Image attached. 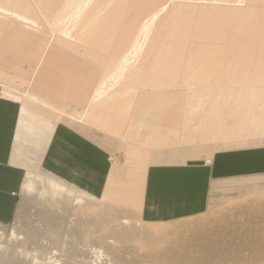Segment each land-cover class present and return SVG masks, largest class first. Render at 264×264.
Segmentation results:
<instances>
[{"label":"rangeland","instance_id":"374dc122","mask_svg":"<svg viewBox=\"0 0 264 264\" xmlns=\"http://www.w3.org/2000/svg\"><path fill=\"white\" fill-rule=\"evenodd\" d=\"M21 1L23 7L32 9V13L28 15L33 17L35 24L23 22L15 18L13 14H5V11H0V50L1 53H6L8 62V65L5 66L0 64L2 94L5 88H9L16 93L20 91L24 95L27 91L35 90L39 81L38 92L47 99L55 100L59 105V108L56 106L53 108L55 111L33 105L30 107L32 115L30 120L33 121L36 115L39 116L40 122H51L57 117H60L59 121L69 120L74 126L82 129L107 147L112 153V163H118L119 166L125 164L124 166L127 167L135 162L129 156L134 139L124 135V132L134 122L131 113L134 112L135 105L141 99L149 100L146 98L150 97L151 99L159 94L171 93L187 107L191 100L196 98L194 96L196 93L193 92L202 91L210 86L209 92L213 93L210 95V100L206 101V105L203 107L204 111L194 112L191 105L189 111L192 107L191 113H194L189 119L190 122H186V115L179 123V131L176 129L172 131L171 125L174 124L168 123L164 117L157 120L158 127L152 128V131H156L160 138H157L159 141L157 140L155 143L162 140L167 142L149 147L151 152L145 160L148 165L162 161H189L198 159L200 156H210L221 148L254 146L264 140V125L257 128L258 130L253 128L240 130L238 134L236 127H233L230 128V131L236 134L228 133L229 136L226 135V121H222L224 115H220V111L223 112L224 109L222 110V103L219 102L225 92L220 89L210 90L213 85L219 84L225 86L226 83H229L233 87V82H235L243 85V82L246 81L241 73L244 66L255 67L253 77H250V72L245 71V74L248 73L250 79L262 82L258 79L262 76L256 75V65H264L262 36L257 35L253 41L247 43L252 50L247 56L251 58L245 60L246 58L237 57V53H233L234 56L226 54V44L222 41L203 42L200 32L194 31L195 26L203 17H206L211 23L213 22L212 26L215 30L224 27L225 22L216 21L214 8H224L230 5L241 9L250 6L264 7V1L262 4L261 0H163V5L158 11L152 13L150 17L148 14L147 19L149 20H147L143 32L139 33L141 36L138 38L141 41L136 42L134 39L137 38L140 29L138 25L144 20L142 17L147 14L151 0H125V5L122 4L123 0H110L112 5L99 4L98 0H86L90 1V4L81 8L80 12L76 11V14L79 12L80 21L90 27L93 22L90 20V11L93 10L99 11L98 15H101L102 21H105L104 23L101 21L102 26L97 23L92 26V29L98 28L100 33L99 36H94V39L86 38L76 30H73L71 37L64 36L63 22H55L52 13L40 8L38 0ZM50 1L52 2V0ZM12 2L0 0L1 5ZM62 2V0H56L58 5H61ZM117 3L122 4L124 9ZM142 6L146 8L144 14L140 12ZM121 7L123 10L117 13ZM206 7L208 10L205 12ZM117 14H120V17ZM117 16L119 19L123 18L118 20L119 24L116 22L118 25L113 22L117 21L115 18ZM260 16L263 20L264 12ZM63 21L65 24L72 22L68 16H63ZM11 24H16L20 28L13 29ZM232 27L231 24L226 25L229 30ZM79 28H83V25L81 24ZM119 35L127 37V39L123 38L120 41L121 36ZM116 37L119 39L116 40ZM225 42H228V39ZM117 43H121V45L116 48L115 44ZM206 44L210 45L211 49L219 50L220 55L206 59L209 55ZM179 51L185 54V58L181 63H178L180 68L175 72H162L167 76L161 72L160 75L156 69L158 65L169 66L165 61H162V57L168 58ZM46 52L49 54L41 63ZM94 52H102L105 57L101 58L99 62L91 57ZM52 54L60 57L69 55L72 59L49 57ZM75 57L78 59H73ZM190 58L192 63L186 61ZM109 63H112L113 66ZM38 65H40L39 71L32 80ZM232 68L236 69L237 74L233 73L234 76H237L234 78L235 80L226 76V73H229ZM205 69H209V73L205 74L203 72ZM110 70L117 71L114 81L105 78L104 71ZM99 81L100 83H98ZM156 82L159 83L156 84ZM262 83L256 85L260 89H255L260 92L264 91V82ZM110 88L115 89L111 90L115 92L114 94L118 93L119 98L117 99L129 104V117L123 118V115V117L119 115V109L122 107L119 103L121 107L116 110L114 109L119 105L115 103L116 106H114V102L113 104L110 102V105L96 106L93 109L91 97L92 100L101 98L104 96V93L101 92L107 89L106 93H109ZM230 91L236 96L235 101L238 102L240 93ZM240 97L241 103L242 100L247 102V97L244 94ZM258 100L259 96L255 98V101ZM40 102L42 106V101ZM212 105L216 106V112ZM50 107L52 108V105ZM102 107L114 110L113 117L118 115L115 117L118 122V124L116 122L118 126L116 131L109 130V132L90 122L85 121V123L68 116V114L81 112H87L91 117L96 113L100 115L99 110L101 111ZM208 108H211L210 111ZM251 112L253 114V111ZM258 113L262 115L261 112ZM205 115L210 119H208L209 123L208 120H203L206 118ZM208 115L214 116L209 117ZM231 119L232 121H250V117L241 114H236ZM211 120H215V122L212 123ZM36 122H38L37 119ZM199 123L200 127H204V129L207 124H211V126L209 125L211 129L206 126L208 130L210 129V134L207 132L208 130L204 132L202 128V131L192 130L193 132L189 129L192 124ZM204 123L206 124L203 125ZM185 131L189 134H187L188 136L185 135ZM197 131L200 132L197 133ZM202 133L203 135H201ZM146 147L143 145L140 148ZM28 148L29 163H34L36 155L33 145H28ZM188 153L191 156L186 157ZM167 155L174 157L165 160ZM129 161L130 163H128ZM41 174H36L40 179L37 188L28 192L21 189L14 220L10 223H0V245H7L6 241L10 242L11 244L7 246L11 251L19 249L27 254L37 251L42 255L49 251H57L54 254L55 257L61 259L60 263L65 261L66 264H78V262L72 263L77 259L87 260L89 264H106L110 259L123 264H264V176L226 179L221 183V187H213L209 193L207 205L203 209L197 213H190V215L164 214L159 216L166 220L163 222H148L146 218H155L156 216L147 215L148 212L143 203L138 204L135 197L123 200L107 199L109 209L114 212L112 220L109 221L110 228L124 229L125 231L132 229L140 231L148 228L155 233L152 237L132 234L129 238L122 235H117L115 238L110 235L106 227L101 224V227H98L95 222L100 218L104 220L106 217L98 206L103 203L101 200L103 196L96 202L91 197L94 195L68 184L70 188L81 193L84 197L82 199L85 202L75 205L65 195L59 197L42 190L43 181L49 183L47 178L60 181L44 171ZM74 191L71 192L76 196L77 193ZM159 217L157 216V218ZM124 218L128 221L124 222ZM13 232L22 238L20 237V240L15 242V238L12 237ZM40 253L39 255H41ZM102 254L109 255V257L106 258ZM48 255L50 254L48 253Z\"/></svg>","mask_w":264,"mask_h":264},{"label":"crops","instance_id":"0c3cea01","mask_svg":"<svg viewBox=\"0 0 264 264\" xmlns=\"http://www.w3.org/2000/svg\"><path fill=\"white\" fill-rule=\"evenodd\" d=\"M45 54L41 63L49 53ZM53 56L52 54L49 57ZM1 57L3 59H0V64L8 65L6 53H1L0 50ZM54 57L72 59L69 55ZM40 65L36 68L32 80ZM38 87L39 81L36 89ZM36 89L23 95L22 92L16 93L9 88H5L2 94L0 88V223L3 224L14 220L20 191L28 174L42 175L43 171L49 173L60 182L47 179L71 191L74 190L68 184L94 195L91 197L97 202L104 194L113 164L111 151L69 120L59 121L60 117H57L51 122H40L37 115L33 121L30 120V107L33 105L53 111L55 106L59 108L55 100L47 99ZM92 101L94 99L91 97ZM134 112L131 113L132 117ZM154 113L152 108L143 107L137 111L134 122L124 132V135L134 139L133 145H146L149 152L150 146L165 144L167 141L155 143L157 138H160L157 132L151 135L141 133L140 128L134 124L152 121ZM165 113V110L156 112L155 120L160 117L167 120ZM176 117L177 115H174L170 120ZM183 119L184 115L179 117L177 122H172L175 125H171V129L179 131V123ZM154 127L156 129L158 124ZM28 145H33L36 155L34 163H29ZM168 156L170 155H167L165 160L174 157ZM188 156L191 155L188 153L186 157ZM40 169L43 171H39ZM146 172L142 203L148 212L147 215L156 216L146 218L148 222L166 221L159 217L164 214L190 215L203 209L213 187H221V183L226 179L264 176V140L254 146L221 148L210 156H200L189 161H162L151 165L147 162ZM76 193L84 199L81 193Z\"/></svg>","mask_w":264,"mask_h":264},{"label":"bare ground","instance_id":"6f19581e","mask_svg":"<svg viewBox=\"0 0 264 264\" xmlns=\"http://www.w3.org/2000/svg\"><path fill=\"white\" fill-rule=\"evenodd\" d=\"M10 1H13V2L11 4H6V5L0 4V11L1 10L5 11L4 12L5 14L6 13L13 14L15 16V18H17L18 20H21L23 22L35 24L33 22V20H34L33 17L28 15V14L32 13V9L30 10L29 7H23L22 6L23 2L21 0H10ZM62 1H63L62 4L58 5L56 3V0H52V2L50 0H46L45 2L43 0H38V5L40 6V8L42 10H45L46 12L52 13L53 14V20L55 22H58V23L63 22L62 26H64V28H63L64 29V31H63L64 36H67V37L70 36L71 37V35H72L71 33L73 32V30H76L78 33L80 32V34L86 38H93L94 39V36H99L100 33H99L98 28L92 29V26L95 23L100 25L102 22L103 23L105 22V21H102L101 15L100 16L98 15L99 11H97V12H95L94 10L90 11V20L93 21L92 25L90 27H88V26H86V24L82 23L80 21V17L78 16L79 12L81 11V8H83L85 5H89L90 1H86V0H62ZM261 1L263 4L264 0H261ZM98 3L99 4L112 5V3H110V0H98ZM120 3H117V4L120 6H123L122 4L125 5L126 1L123 0L122 4H120ZM162 5H163V0H151L150 1L147 14L142 17V19H144V20L138 25V26H140V29L138 30L137 38L134 39L135 42L141 41L140 38H138L141 36L139 33L143 32V29L146 26L147 20H149V19H147L148 14L150 17V15L152 13H155L156 11H158L159 8L162 7ZM75 8H77V9H75ZM113 8L116 9L117 7H113ZM123 9H124V6H123ZM123 9L121 7L120 10H117L118 11L117 13H119ZM145 9H146L145 7H143V6L141 7V9H140L141 14H144ZM53 10L55 11L54 13H53ZM73 10H74V16H73ZM77 10H79V12L76 14ZM207 10H208V7H206L204 9L205 12ZM213 10H214L215 15H216V21L225 22V25L223 28L220 27L219 30H215L214 27L212 26L213 22L211 23L210 21H208L206 19V17H203V19L198 23L199 26L197 24L195 26V29H194V31L200 32L201 38H202L201 40H203V42H206V41L216 42L215 40L222 41L224 44H226V54H229L231 56L233 53H237V55H236L237 57L246 58L245 60L251 58V57H247L248 53H250L252 50V48L249 47L247 45V43L253 41L257 35L262 36V39L264 40V19L262 20V18L260 16L262 14V12H264V7L263 6L262 7L261 6H250L246 9H241V8H237L236 6L230 5V6L224 7V8H222V7L221 8H214ZM122 12H124V11H122ZM111 14H112V12H111ZM111 14H109V15H111ZM117 15L119 16L120 14H117ZM123 15H124V13H123ZM125 15H126V13H125ZM63 16H68L69 19L72 20V22H70L69 24H65L63 21ZM72 16H73V18H72ZM112 16H113V14H112ZM117 17H115L117 19V21L115 20L113 22L118 23V20L123 19L122 17L119 19L120 16L118 18ZM109 19H110V17H109ZM109 23H110V21H109ZM81 24L83 25V28H79V26ZM107 24H108V22H107ZM135 24L137 25V21L135 22ZM228 24H231L233 26L231 30L226 28V25H228ZM11 25L13 26V29L20 28V26L17 27L16 24H14V25L11 24ZM101 26H102V24H101ZM259 28H260V30H259ZM111 31L113 32V30H111ZM112 32L110 33V35L112 34ZM120 32L121 31H119V33ZM108 33H106V34L108 35ZM106 34H104V35H106ZM113 35H114V33H113ZM126 35L127 34L125 33V36ZM119 36H121V35H119ZM99 38H101V37H99ZM119 38H117L116 40H118ZM123 38H125V37L121 36V38L119 40L121 41V39H123ZM114 39H112V40H114ZM125 39H127V37ZM226 39H228V42H225ZM91 41L93 42L94 40H91ZM100 41H102V40H100ZM124 43H125V41H124ZM120 45H121V43H117V44H115V47L116 46L120 47ZM206 45H208V44H206ZM107 46H108V44H107ZM209 48H210V45L207 46V53H209V55L206 59H208L210 57H214L216 55H220L219 50L211 49V48L209 49ZM90 52H92V51L90 50ZM232 56H234V55H232ZM91 57H94L97 61L100 62L101 58L103 59L105 57V55H103L102 52L101 53L100 52H94V54L92 53ZM184 58H185V54L182 51L176 52V54L171 55L168 58L162 57V61H165V63L168 64L169 66L162 67L161 65H158V68H156V69H158L159 73L160 72L161 73L162 72H168V71H174L175 72L178 68H180V64H178V63H181L182 59H184ZM186 61L188 63H192L191 58L187 59ZM101 64H104V63L101 62ZM109 64L112 65V63H109ZM256 66H257L256 75H261L262 78H258V79L260 81L264 82V65H259V66L256 65ZM109 67H108V69H110ZM115 67H116V65H115ZM254 68L255 67L251 68V67H245V66L242 68V71H241L242 77H243V79H246V81L243 82L244 83L243 85H239V84H236L235 82H233V87L229 83H226L225 86H223L222 84H219L217 86L213 85L211 87L212 89H210V90L220 89V90L225 92L224 93L225 95H223V97H221L220 100L219 99H217V100H219V102L222 103V105H221L222 110L224 109L223 112L220 111V115L223 114L224 116L222 118V121L223 120L226 121V123H225L226 124V135H228V133L236 134L235 132L230 131V128H233V127H236V129L238 130V132H237V134H238L240 132V130H243V129L244 130H250L252 128L257 129V128L264 125V112H262V111H264V91L260 92L259 90L255 89V88L260 89L256 85L257 84H263V83L259 82L258 80L250 79L248 77V73L245 74V71L250 72L251 73L250 77H253L255 75L254 74ZM203 72L205 74L209 73V69H205V70H203ZM104 73H105V78L107 80L114 81L117 71L110 70L107 72L104 71ZM161 73H160V75H161ZM233 73L237 74L236 69L232 68L229 73H226V76L227 77L229 76L230 79L231 78L232 79L237 78V76H234ZM162 74L164 75L165 73H162ZM165 76H167V75L165 74ZM101 79H103V78H101ZM160 80H165V79H160ZM195 81L197 82V80H195ZM115 82L117 83L118 81L116 80ZM157 83H159V82H156V84ZM160 85H161V83H160ZM118 86H120V85H118ZM208 88L204 89L202 91L193 92V93H196V95L193 94L194 96H196V98L191 100V103L187 107H186V105L182 104L181 100H179L177 96L172 95L171 93H166V94H161V95L159 94L157 97L155 96L151 99H150V97L146 98L149 100L141 99L138 102V104L135 105V107H134L136 110L134 112L133 119L136 118L137 111L141 110L143 107H150L155 111V113L159 112V111L162 112L163 110H165L166 113L164 115L167 116V120L169 123L171 121L170 120L171 116H174V115H177V117H176V119H173L171 121V123L177 122L178 121L177 119L179 117H182L183 115H184V117L187 115L186 122H190L189 119L191 118V115L194 112H198L199 110H203V107L206 105V101L210 100V95L213 92L212 93L209 92ZM106 90L107 89H104L101 92V93H104L103 97L96 98V99H94V101H92L93 109L96 106H100V105L101 106H105L106 104L110 105V102L112 104L114 102V106H116L115 103H117V104L119 103L122 107L118 104L119 106L117 108H115L114 110L121 107L119 109V113H120L119 115L121 117L124 116L123 118L129 117L128 116L129 110H130L129 104L127 105L124 102L120 101V99H117V98H119L117 96L118 93L114 94L115 92L111 91V90H115V89L110 88L109 93H106ZM230 90H232L233 92L240 93V96L244 94V96L247 97V102H244L242 100V103H241V97L238 95L237 96L240 99H238V102H236L235 101L236 96L234 94H232ZM124 95H126V93ZM257 96H259V100L255 101V98ZM101 101H103V102H101ZM127 101H129V100L127 99ZM213 104H215V102H213ZM216 104H217V101H216ZM191 105L194 108L193 113H191L192 107H191V110L189 111ZM212 107H214V111H215L216 106L212 105ZM211 108H208L209 111ZM113 111H112V109H110V108L106 109V107H105V108L101 109V111L99 110L100 115H98L96 113V115L93 114L92 117L90 115L88 116L87 112L86 113L81 112V113H77V114H68V116L71 118L73 117L74 119H77V120L79 119L80 121H84V122L86 121L87 123L90 122L94 125H97V126H100L101 128L106 129V131L110 130L112 132L113 130L116 131V129L118 127L117 126V124H118L117 119H115V117L116 116L118 117V115L113 117L112 116ZM251 111H253V114ZM97 112H98V110H97ZM258 112H261L262 115H260ZM155 113L152 116V121H145V122H142L140 124L135 123L134 126L139 127L141 133H150V135L152 133L155 134L156 131H152V128L155 129L154 125L157 124L156 123L157 120H155ZM204 113L206 114V111ZM168 114H169V116H168ZM236 114H241V115L248 117V118L250 117V121H232L231 117L236 115ZM164 115L161 114V116H164ZM210 115H208V116L209 117L214 116V115H212V116H210ZM225 116H226V118H224ZM206 118H204L203 120L207 121L209 119L207 116H206ZM209 120L207 121L208 123H209ZM212 120H213V118H212ZM215 120L212 121V123L215 122ZM219 120H221V119H219ZM116 122H117V124H116ZM172 124L175 125V123H172ZM205 124L206 123H204L203 125H205ZM221 124H224V123H221ZM174 125H172V126H174ZM209 125L211 126V124H209ZM209 125L207 124L206 126H209ZM212 125H215V124H212ZM200 126H201L200 123L194 124V125L192 124L189 127V129H191V131L192 130H201L202 131V129H204V127L202 128ZM206 126H205L206 130L204 129V132L208 130L206 128ZM210 126L208 128H210ZM120 129H122V128H120ZM210 129L207 131L209 134H210V132H209ZM148 130H150V131H148ZM171 130L175 131V129H173V128ZM198 132H200V131H197V133ZM185 133H186V131H185ZM203 133L201 135H203ZM187 134L188 133H186L185 135L188 136L189 134L188 135ZM191 134H193V133H191ZM198 135L196 136L197 138H198ZM204 136H205V134H204ZM202 139L204 140V137H202ZM207 140H209V139H207ZM183 141H184V139H183ZM130 145H132V144H130ZM149 153L150 152H149L148 148L144 149V148H140L139 146L132 145L131 153L129 156H131L134 159L133 161H135V162L134 163L132 162L131 166L127 165V167H125L124 166L125 164H123V166H121V165L119 166L118 163L112 164V168H111L109 178H108V183L106 185L103 197L101 199L103 203H100L98 205L100 207V209L102 210L103 214L106 215V217L104 218V220H101V218H100V220H98V221L95 220V222H96V225L98 227H101V225L106 227L109 230L110 235L114 236L115 238L117 235H122L125 238H129L132 234L138 235L141 237H152L155 234V233H153L152 229H148V228L145 230H140V231H138L136 229H132L130 231L129 230L125 231L124 229L119 230L117 228H113V229L110 228L109 221L112 220L111 218L114 216V212L111 209H109L110 207L108 206V204L106 202L107 199L123 200L126 198L131 199L134 197H135L136 202L138 204L143 202L144 192H145L144 184H145V177L147 174V172H146L147 161H145V160L148 158ZM130 160H132V159H130ZM128 163H130V161ZM48 181H49V183L46 181H43L44 187H42V190L47 191L48 194L51 193L52 195L59 196V197H62V195H65V196H67L68 199H71L75 205H78L81 202H85V201H83L82 197L77 196V195L74 196L73 195L74 193H72L71 190L65 188L64 186L58 185L49 179H48ZM39 183H40V179H39V177L36 176V174H28L26 176L24 182H23V186H22L23 188L22 189L25 190L26 192H28L31 189L37 188L36 186H38ZM127 221H128V219L124 218V222H127ZM12 237L15 238L14 239L15 242L20 240V237L22 238V236L17 235L15 232L12 233ZM103 237H105V235H103ZM6 244L10 245L11 243L6 241ZM7 245H5V244L0 245V264H66L65 261L60 263L61 259H59L58 257H55L54 254L57 253V251H54V252L49 251L48 253L50 255H48V253H45V252H44L45 254L42 255L40 252H37V251H34V253H32V254H27V253H25L19 249H16V250L14 249L11 251L9 246H7ZM11 249H13V248H11ZM97 252H99V251H97ZM39 253L42 256L39 255ZM105 257L108 258L109 255H105ZM75 262L76 263L78 262V264H89L87 262V260L84 261L83 259L82 260H80V259L74 260L72 263H75ZM106 264H123V263L113 262V260L110 259L106 262Z\"/></svg>","mask_w":264,"mask_h":264}]
</instances>
